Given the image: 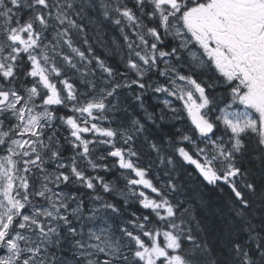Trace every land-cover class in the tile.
I'll return each instance as SVG.
<instances>
[{"label": "snow or ice", "instance_id": "snow-or-ice-1", "mask_svg": "<svg viewBox=\"0 0 264 264\" xmlns=\"http://www.w3.org/2000/svg\"><path fill=\"white\" fill-rule=\"evenodd\" d=\"M0 264H264V0H0Z\"/></svg>", "mask_w": 264, "mask_h": 264}, {"label": "trees", "instance_id": "trees-1", "mask_svg": "<svg viewBox=\"0 0 264 264\" xmlns=\"http://www.w3.org/2000/svg\"><path fill=\"white\" fill-rule=\"evenodd\" d=\"M107 61H108V63H110V61H113L112 62V65L113 66H117V65H119L120 64V60H119V57H115V55H112V54H110V55H107ZM60 114H64L63 112H61ZM134 208H135V206H133Z\"/></svg>", "mask_w": 264, "mask_h": 264}, {"label": "rangeland", "instance_id": "rangeland-1", "mask_svg": "<svg viewBox=\"0 0 264 264\" xmlns=\"http://www.w3.org/2000/svg\"><path fill=\"white\" fill-rule=\"evenodd\" d=\"M108 55H110V54H108ZM116 57V56H115Z\"/></svg>", "mask_w": 264, "mask_h": 264}]
</instances>
